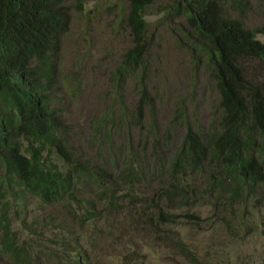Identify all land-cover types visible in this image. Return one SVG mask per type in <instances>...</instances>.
<instances>
[{"label": "trees", "instance_id": "16d2710c", "mask_svg": "<svg viewBox=\"0 0 264 264\" xmlns=\"http://www.w3.org/2000/svg\"><path fill=\"white\" fill-rule=\"evenodd\" d=\"M125 1L132 45L109 73L114 100L80 129L58 96L73 6L0 0V264H46L45 257L53 264H106L111 252L124 256L122 264H156L135 248L131 229L144 237L162 232L159 239L192 264H232L223 254L201 261L180 233L161 227L175 223L176 207L199 220L193 208L217 207L225 198L234 218L221 217L224 231L236 241L257 233L252 215L244 214L264 203V85L253 83L243 61L264 64L257 38L264 25L248 28L228 13H242L243 0H169L167 13L183 18L177 22L183 46L214 80L222 113L216 124H194L181 105L163 128L161 95L147 74L146 9L154 0ZM76 9L84 10L81 0ZM178 125L183 136L176 139ZM237 207L245 209L237 214ZM258 229L263 235L264 218ZM253 255V264H264V253Z\"/></svg>", "mask_w": 264, "mask_h": 264}, {"label": "rangeland", "instance_id": "374dc122", "mask_svg": "<svg viewBox=\"0 0 264 264\" xmlns=\"http://www.w3.org/2000/svg\"><path fill=\"white\" fill-rule=\"evenodd\" d=\"M84 10L76 9L77 0H67L73 6L70 31L64 36L61 52V71L59 77V91L62 107L70 116L74 128L83 129L92 116L107 107L114 100L108 96L111 84L108 82L109 73L121 59L123 52L132 45V35L126 27L123 17L127 12L125 0H81ZM244 11L229 9L232 17H238L248 28L264 25V0H243ZM169 0H154L146 9L148 19L147 40L151 43L150 71L147 73L158 94L161 95L158 113L161 127L168 125L174 118L176 108L183 106L186 114L194 124L217 123L221 115L220 96L215 82L208 71L198 60L191 56L190 48L183 46L185 39L180 33L177 22L183 18L173 19L167 13ZM180 37V42L177 37ZM257 38L264 43V33ZM151 41V42H150ZM187 43V42H186ZM248 77L253 83L264 85V64L257 59L245 58ZM127 95L132 108L135 107L137 96L133 92L132 82L127 87ZM184 118L181 119L183 122ZM177 138L182 137L183 127L177 126ZM182 135V136H181ZM174 143L176 141L172 140ZM264 196V189L262 191ZM225 198V197H224ZM225 198L217 207L205 203L193 208L190 213L201 217L199 220L187 217L188 208L176 207L173 212L179 217L175 223L162 225L166 232L180 233L192 246L197 248V256L213 257L214 254L228 256L232 264H253L254 254L264 253V234H258V223L264 218V203L261 210L256 207L248 208L245 216L251 214L253 226L257 233L245 238L234 240L225 229L221 217L231 220L234 211L231 202ZM250 206V205H249ZM237 207V214L244 210ZM124 210V218L127 215ZM121 221L123 215L121 214ZM237 221V219H236ZM118 223V222H117ZM120 224V223H119ZM218 227L216 232L214 229ZM131 229L130 237L139 238L135 248L150 257L156 264H192L188 259L183 260L171 241H161L165 234L155 229L150 237ZM262 232V231H261ZM259 232V233H261ZM52 234L49 233L48 237ZM129 236V235H128ZM173 235H171V238ZM46 245L49 241L45 240ZM221 247H223L221 249ZM252 253V254H251ZM262 253V254H261ZM241 254V256H239ZM124 256L111 252L104 258L106 264H122ZM221 258V255L217 256ZM46 264H53L54 260L45 257Z\"/></svg>", "mask_w": 264, "mask_h": 264}]
</instances>
